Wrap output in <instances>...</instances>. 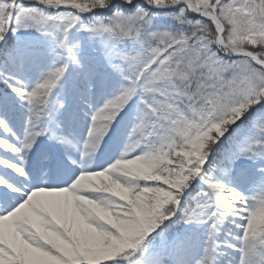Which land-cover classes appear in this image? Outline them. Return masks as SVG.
<instances>
[{"label":"snow or ice","instance_id":"obj_1","mask_svg":"<svg viewBox=\"0 0 264 264\" xmlns=\"http://www.w3.org/2000/svg\"><path fill=\"white\" fill-rule=\"evenodd\" d=\"M0 264H264V0H0Z\"/></svg>","mask_w":264,"mask_h":264}]
</instances>
